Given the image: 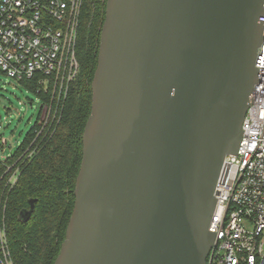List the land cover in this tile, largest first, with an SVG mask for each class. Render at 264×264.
<instances>
[{
  "label": "water",
  "instance_id": "water-1",
  "mask_svg": "<svg viewBox=\"0 0 264 264\" xmlns=\"http://www.w3.org/2000/svg\"><path fill=\"white\" fill-rule=\"evenodd\" d=\"M262 15L264 0H107L54 264H208L218 178L258 81Z\"/></svg>",
  "mask_w": 264,
  "mask_h": 264
},
{
  "label": "built area",
  "instance_id": "built-area-1",
  "mask_svg": "<svg viewBox=\"0 0 264 264\" xmlns=\"http://www.w3.org/2000/svg\"><path fill=\"white\" fill-rule=\"evenodd\" d=\"M84 0H0V72L34 79L59 97L80 72L77 55ZM264 25V15L260 17ZM258 81L236 154L223 162L209 229L215 233L208 264H264V31ZM53 81V85L51 84ZM0 250L13 264L0 229ZM4 264V262H3Z\"/></svg>",
  "mask_w": 264,
  "mask_h": 264
},
{
  "label": "trees",
  "instance_id": "trees-1",
  "mask_svg": "<svg viewBox=\"0 0 264 264\" xmlns=\"http://www.w3.org/2000/svg\"><path fill=\"white\" fill-rule=\"evenodd\" d=\"M106 4L107 0H84L77 45L80 72L66 94H55L52 101L54 90L43 88L37 78L19 81L36 92L42 104L38 122L18 150L6 160L0 158V229L13 264H54L66 238ZM51 103L49 117L41 119L43 108ZM30 199H35L33 210Z\"/></svg>",
  "mask_w": 264,
  "mask_h": 264
},
{
  "label": "rangeland",
  "instance_id": "rangeland-1",
  "mask_svg": "<svg viewBox=\"0 0 264 264\" xmlns=\"http://www.w3.org/2000/svg\"><path fill=\"white\" fill-rule=\"evenodd\" d=\"M53 83L51 81L52 85ZM58 93L56 92V96H59ZM54 95L53 93L52 101ZM56 101H59L58 97ZM41 104L42 99L36 92L0 72V158L2 160H6L18 150L32 127L36 125L40 116ZM51 105L52 103L46 104L43 108L41 119L49 117L48 113L52 110ZM16 178L17 175L13 176V180ZM4 253H2V261L7 264L8 259Z\"/></svg>",
  "mask_w": 264,
  "mask_h": 264
},
{
  "label": "flooded vegetation",
  "instance_id": "flooded-vegetation-1",
  "mask_svg": "<svg viewBox=\"0 0 264 264\" xmlns=\"http://www.w3.org/2000/svg\"><path fill=\"white\" fill-rule=\"evenodd\" d=\"M15 176V175H14ZM12 180H13V178H12Z\"/></svg>",
  "mask_w": 264,
  "mask_h": 264
}]
</instances>
